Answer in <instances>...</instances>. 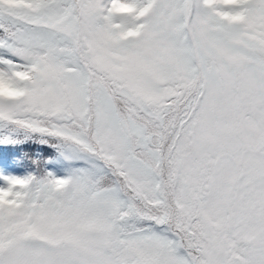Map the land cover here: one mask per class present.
<instances>
[{"label": "snow or ice", "instance_id": "snow-or-ice-1", "mask_svg": "<svg viewBox=\"0 0 264 264\" xmlns=\"http://www.w3.org/2000/svg\"><path fill=\"white\" fill-rule=\"evenodd\" d=\"M33 146L0 264H264V0H0V149Z\"/></svg>", "mask_w": 264, "mask_h": 264}, {"label": "trees", "instance_id": "trees-1", "mask_svg": "<svg viewBox=\"0 0 264 264\" xmlns=\"http://www.w3.org/2000/svg\"><path fill=\"white\" fill-rule=\"evenodd\" d=\"M36 150H39V149L35 146L31 148L20 149V150L9 149L7 152L0 149V157L7 156L10 162L12 159L18 158V156L22 155L24 151H36ZM45 155H48L47 151H45ZM11 168H14L21 175L24 174V172L26 171L24 168H21L18 166H11Z\"/></svg>", "mask_w": 264, "mask_h": 264}, {"label": "rangeland", "instance_id": "rangeland-1", "mask_svg": "<svg viewBox=\"0 0 264 264\" xmlns=\"http://www.w3.org/2000/svg\"><path fill=\"white\" fill-rule=\"evenodd\" d=\"M10 171H14L16 174H18L17 171L13 170L11 167L9 168Z\"/></svg>", "mask_w": 264, "mask_h": 264}]
</instances>
